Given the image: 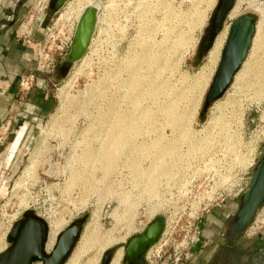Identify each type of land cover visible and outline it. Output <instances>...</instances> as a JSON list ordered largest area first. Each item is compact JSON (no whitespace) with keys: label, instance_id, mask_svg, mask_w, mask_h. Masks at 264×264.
<instances>
[{"label":"rangeland","instance_id":"374dc122","mask_svg":"<svg viewBox=\"0 0 264 264\" xmlns=\"http://www.w3.org/2000/svg\"><path fill=\"white\" fill-rule=\"evenodd\" d=\"M44 2L41 0L37 8L32 6L27 17L32 13L36 16L44 5L40 14H45V27L56 24L60 35L66 37L70 30L74 34L86 0H70L71 4L58 13L52 8L54 0ZM90 2L98 9L92 42L82 60L66 65L63 58L59 59L55 71L48 75L55 80L48 88L50 111L41 119L27 122L28 131L11 172L6 170L9 162L4 152L22 123L0 147V232L5 233L0 250L4 245L5 249L0 254L9 248L7 235L15 222L33 212L46 222L49 232L50 220L59 221L61 227L63 219L68 221L60 227L58 236L75 218L83 219L65 264L74 257L72 264H101L105 254L111 252L113 259L119 250L123 251L122 264L128 240L157 219L164 225L163 234L147 257L153 264L175 253L184 258L192 230L199 232L197 237L202 241L207 216L215 207L212 209L211 203L205 211L191 208L192 203L201 202L211 183L202 175L201 167L194 163L201 173L183 194L182 187L190 183L191 169L169 164L171 160H232L235 140L245 151L250 137L264 132V0H241L236 16L249 12L256 17L252 47L229 89L205 113V99L217 66L206 67L208 53L199 52V48L218 0ZM59 13L68 22L58 23ZM30 24L26 18L25 31ZM218 52L215 56L220 58ZM123 126L127 131L121 130ZM80 160H90L83 168L91 171L90 176L84 174L85 180L79 175ZM118 160H129L130 169L137 166L133 160L150 161L144 166L143 178L135 180L131 175L114 174L116 168L126 165ZM159 160L164 162L156 167L162 171L168 167L171 177L157 180L160 185L152 189L146 181L147 171L152 168L151 178L156 176L153 167ZM30 161L33 170L14 188ZM153 190L156 196L151 198ZM127 193L130 203H138L135 211L127 210L123 202L122 196ZM241 196L236 198L233 214L240 207ZM156 198L159 212L146 211ZM21 204H27L28 209L23 211ZM93 219L95 228L91 226ZM87 233L92 235L89 242L84 241ZM107 233L117 242L100 251Z\"/></svg>","mask_w":264,"mask_h":264},{"label":"water","instance_id":"95a60500","mask_svg":"<svg viewBox=\"0 0 264 264\" xmlns=\"http://www.w3.org/2000/svg\"><path fill=\"white\" fill-rule=\"evenodd\" d=\"M69 0H54L52 8L58 13ZM237 0H218L215 13L210 21L209 44L204 49L206 55L213 46L214 40L224 29L229 14L235 7ZM98 9L87 7L82 12L73 34L68 53L63 57L66 65H73L86 54L97 24ZM256 34V17L253 13L239 14L228 25V34L220 53L219 62L212 84L205 99L203 112L205 113L216 101L221 99L233 83L240 71ZM25 127L21 136L17 132ZM28 125L23 124L15 132L12 141L6 149V157L12 162L18 152L26 133ZM264 149V143L262 145ZM264 203V153L256 163L247 189L240 199V207L230 219L225 239L233 244L245 231L254 219L257 211ZM164 225L157 221L152 222L143 234L133 237L126 247V261H135L143 256L148 247L157 243L162 234ZM80 231L77 227L64 230L58 236V242L51 256L41 257L42 231L39 223L27 218L18 222L7 235L11 247L0 256V264H31L33 261L43 260L45 264H63L70 256L77 242ZM110 258L105 255L101 264H110Z\"/></svg>","mask_w":264,"mask_h":264},{"label":"crops","instance_id":"0c3cea01","mask_svg":"<svg viewBox=\"0 0 264 264\" xmlns=\"http://www.w3.org/2000/svg\"><path fill=\"white\" fill-rule=\"evenodd\" d=\"M35 2L2 0L0 3V126L9 121L10 132L16 125L30 124L50 111L48 88L55 82L52 77L37 75L35 87L26 101L20 100L18 93L19 77L35 68V50L27 40L34 44L45 37L44 13L30 24L27 31L23 28ZM21 130L24 132L25 127ZM236 201L227 199L209 213L202 230L203 240L191 247L193 258L188 264H264V231L254 238L243 232L233 244L225 239L227 227L223 229L222 225L228 220V226L235 215Z\"/></svg>","mask_w":264,"mask_h":264},{"label":"built area","instance_id":"2783aa9c","mask_svg":"<svg viewBox=\"0 0 264 264\" xmlns=\"http://www.w3.org/2000/svg\"><path fill=\"white\" fill-rule=\"evenodd\" d=\"M1 2L2 0H0V3ZM47 2L48 0H45L44 4ZM40 4H41V0H36L34 4L35 7L34 6L33 7L37 8L38 6H40ZM43 9H45L44 5L39 9L36 16H34V13L28 15V17H26L28 19V23H32L33 21L38 20L39 15L43 11ZM72 32L73 31L70 30L69 35L64 37V35L59 34V31L56 32V24H53L45 28V37L43 41L36 42L33 44L30 40H27V43L34 47L36 61L33 72L23 74L19 77L18 93L20 100H24L25 97H27V95L29 94V92H31V90L35 86L36 78L38 74L43 76L45 75L48 76L54 72L58 60L62 59L69 51V47L73 38ZM9 134H12V131L10 132V122L7 121L0 126V147L3 146ZM250 138H252V140H250ZM250 138H249L250 141L248 143L249 144L248 147L250 149H248L247 147L245 151L242 150V147L239 145L241 144L239 141L237 140L234 141L233 149H232L233 154H231L233 157L232 160H199L198 162H196V160H180L181 166L187 167L189 165L191 170H196L195 168L196 165H194V163H196L199 167L203 169L202 175H205L206 180H209V182H211L210 184H208L209 188H207L204 194H202V200H201L202 205L200 204L201 202H199L198 204L195 203L191 204V208L194 211L197 210L205 211L208 209V207H210L211 203H214V205L211 206L213 209L219 204L224 203L227 199L236 200V198L240 197L245 192L251 179V170L255 167L258 159L263 155L261 146L264 143V132L258 135L251 136ZM118 161L119 162L121 161V164H126V165L125 166L122 165L121 167L116 168L114 174H116L117 176L118 175L126 176L129 178H130L129 175H131L132 178H134L135 180H140L143 178L144 174L146 173L144 166L146 162L150 160H133L132 162H134L137 165L135 166V169L129 168L130 167L129 166L130 163H128L129 160H118ZM138 161H139V165H138ZM204 163H207V165L204 166ZM207 166L208 169L204 170V168ZM191 170H190L191 172L190 177L189 178L187 177L188 180H190V183H188L185 188L182 187V189L184 190L183 194H187L189 192V191L187 192V187L190 186L193 179H195V177L199 174L196 172L193 173ZM123 173H126V175H124ZM177 174L178 173H176L175 176ZM114 177L116 176L114 175L113 178ZM161 179L162 178H160V180ZM230 192L233 193L228 194ZM128 193L130 195L132 194L131 191ZM156 199H153V201H155L153 205L159 206L157 207V209L159 210L160 205H158L157 203V201L159 202V199L157 200ZM151 202L149 205H151ZM148 210H149V206L146 209V211ZM263 228H264V203L261 209L256 213L252 222L247 226L244 233L247 237L254 238L257 235H259L260 232H262ZM133 233H138V231ZM198 233L199 232H195V230H192V235L189 242L190 246L188 248L187 253L185 254V257L183 258L182 255H178L175 253L172 256L171 262L169 264H187L188 261L192 260L193 254L189 253V251L191 250V247L199 241V238L197 237ZM149 264H153V263H149Z\"/></svg>","mask_w":264,"mask_h":264},{"label":"bare ground","instance_id":"6f19581e","mask_svg":"<svg viewBox=\"0 0 264 264\" xmlns=\"http://www.w3.org/2000/svg\"><path fill=\"white\" fill-rule=\"evenodd\" d=\"M71 3H70V0L65 4V5H70ZM240 4H241V0H237V2H236V5H235V7L232 9V11L230 12V14H229V19H234L235 18V16H236V14L238 13V8H239V6H240ZM64 5V8L66 7ZM87 7H95V8H97L96 6H94V5H92L91 4V2H90V0H86V3H85V5L83 6V8L81 9V11H80V14L78 15V20H79V18H80V16H81V14H82V12L84 11V9L85 8H87ZM63 8V9H64ZM62 9V10H63ZM60 14V13H59ZM61 19V20H60ZM57 22L58 23H60V22H62V23H64V22H68V19H65V18H63L62 19V15L60 14V16H59V19H57ZM78 22V21H77ZM77 24V23H76ZM75 28H76V25H75ZM96 29V28H95ZM227 34H228V26H225L224 27V29L220 32V34L216 37V39L214 40V43H213V46H212V48L210 49V51L208 52V56H207V58H208V64L206 65V67H209L210 66V68H215V66H217V64H218V60H219V55L216 57L215 56V54H216V52H220L221 53V51L220 50H222V48H223V45H224V43H225V40H226V37H227ZM224 40V41H223ZM91 42H92V39H91ZM90 42V43H91ZM219 52H218V54H219ZM81 60H82V58H81ZM245 63H246V60H245V62L243 63V65L242 66H244L245 65ZM136 65V64H135ZM133 67V66H132ZM131 71H132V69H131ZM240 73V71L237 73V75L236 76H238V74ZM137 75V74H136ZM139 77V76H138ZM236 78V77H235ZM140 79V78H139ZM116 82V81H115ZM118 83V82H117ZM129 85V84H128ZM142 85V84H141ZM126 86V85H125ZM126 88V87H125ZM128 88V87H127ZM136 88V87H135ZM134 88V89H135ZM144 89V88H143ZM128 90V89H127ZM138 90V89H137ZM126 91V90H125ZM135 91V90H134ZM128 92V91H127ZM126 92V93H127ZM137 94H138V92L137 91H135ZM134 92V93H135ZM125 93V94H126ZM133 93V92H132ZM126 96V95H125ZM136 96V95H135ZM138 96V95H137ZM124 97V96H123ZM127 97V96H126ZM121 98V97H120ZM135 98V97H134ZM63 100V99H62ZM135 100V99H134ZM135 101H138V100H135ZM124 102V101H123ZM132 102H134V101H132ZM114 103V102H113ZM116 103V102H115ZM136 102H134V103H132V104H135ZM173 103H175V101L173 102ZM139 103H137V105H138ZM128 121V120H127ZM126 123V122H125ZM127 124V123H126ZM129 124V123H128ZM121 125H122V123H121ZM127 126V125H126ZM130 126V125H129ZM125 126H123V128L121 129L122 131H124V130H126L127 131V128L125 127ZM121 131V132H122ZM22 133H23V130H21L19 133H18V136H21L22 135ZM119 136V135H118ZM8 161L7 162H9V160H10V158L9 157H7L6 158ZM251 160V159H250ZM87 161H90V160H80V164H78V168H79V170H80V172H79V175H82V177L84 176V174H87L88 176H90V173H91V171H90V173H87L86 172V170H84L85 168H84V166H86V162ZM100 161V160H99ZM112 164L115 162V160H109ZM153 162H154V160H152ZM164 162V160H159V161H157L156 163H155V165H154V167H153V173H155V175L156 176H153L152 178H151V176H152V172L150 171V170H152V168H150L148 171H147V175H149L148 177H146V181H147V183H149V186L151 185V186H153V188L152 189H154L155 187H157V180H159L160 181V178H170L171 176H169V174H168V170H169V168L167 167L164 171H162V169L161 170H159L158 169V167H156L157 165L159 166L160 165V163L162 164ZM10 163V162H9ZM180 164L181 162H180V160H178L177 162H176V160H171L170 161V164L169 165H171V167H173V164H175V167H176V164ZM10 164H8L7 166H9ZM205 165H207V163H204V166ZM92 166V165H91ZM168 166V165H167ZM180 166H181V164H180ZM33 167H34V163L32 162V161H30L29 162V165L21 172V176H20V180H19V182L18 183H16L15 185H14V188H18L19 187V185H20V183L22 182V180L24 179V178H26V177H28L29 175H30V173H31V171L33 170ZM93 167V166H92ZM92 167H91V169H92ZM175 167H174V169H175ZM182 167V166H181ZM84 168V169H83ZM83 169V170H82ZM184 170H190V166L188 165L186 168H183ZM206 169H208V166L207 167H205L204 168V170H206ZM197 170V171H196ZM196 170H192V172L193 173H195V172H197V173H199L200 171H199V169H196ZM173 173H171L170 175H172ZM165 176V177H164ZM83 179L85 180L86 178L85 177H83ZM154 180V183H153V181L152 180ZM110 184V183H109ZM188 184V183H187ZM186 184V185H187ZM148 185V184H147ZM159 185V184H158ZM186 185H184L183 186V188H185L186 187ZM148 186V187H149ZM150 186V187H151ZM81 187V188H80ZM107 187H108V191H110L111 190V188H110V186H108L107 185ZM143 187H145V185L143 186ZM79 188L80 189H82V184H81V186H79ZM79 189V190H80ZM154 192L151 194V198H152V196L153 197H155L156 196V192H155V190H153ZM114 193V192H113ZM122 197H125L124 199V201L123 202H125L126 203V207H127V210H131V209H133L134 211L137 209V207H138V203H130V201H131V199H129L130 197H129V195H128V193L126 194V195H123ZM152 203V202H151ZM72 206H73V204H72ZM157 207H159V206H155V205H153V203H152V205H149V210H148V212H150V213H153V214H155V213H158V209H157ZM21 208L23 209V211L24 210H27L28 209V205L27 204H21ZM114 215V214H113ZM62 221H64V223H63V225H62V227L60 226L61 224H60V222L59 221H52V220H50L49 222H48V226H49V229H50V232H49V238H48V242H47V246H46V248H47V251H49L51 248H52V246H53V244H54V241H55V239H56V237L58 236V234L60 233V231L61 230H59L60 229V227L61 228H63L66 224H67V222L68 221H65L64 219L62 220ZM95 224H96V219H93L92 220V223H91V226H93L94 228H95ZM0 230H1V227H0ZM59 230V231H58ZM91 231V230H90ZM89 232V231H88ZM92 233H93V231H91ZM92 235H91V233H87L86 234V236H85V239H84V241L85 242H89V239H90V237H91ZM5 238V233H2V232H0V244L2 243V241H3V239ZM116 239H114V238H112L111 237V235H109L108 233L106 234V236L103 238V240L101 241V243H100V251H104V250H106L107 248H109L110 246H112V244H116ZM2 245V244H1ZM5 249V245H4V247H2L1 248V250H0V252H2L3 250ZM122 256H123V251L122 250H119V251H117V253H116V255H115V257L111 260V262H110V264H119V261L121 260V258H122ZM75 260V257L72 259V260H70V264H72L73 263V261ZM98 262H95V264H97Z\"/></svg>","mask_w":264,"mask_h":264},{"label":"flooded vegetation","instance_id":"af4514ba","mask_svg":"<svg viewBox=\"0 0 264 264\" xmlns=\"http://www.w3.org/2000/svg\"><path fill=\"white\" fill-rule=\"evenodd\" d=\"M228 20H230V19H228ZM232 21V20H231ZM230 24V23H229ZM225 26H228L227 25V22H226V24H225ZM210 28H211V25H209V27L207 28V30H206V33L204 34V37H203V40H202V42H201V44H200V48H199V52L200 51H203V53H204V49L208 46V44H209V34H210ZM56 68V67H55ZM54 71H55V69H54ZM14 164H15V160H13L12 161V163H10V165L9 166H6V170H7V172H11V170L13 169V167H14ZM243 195V194H242ZM242 197V196H241ZM27 218H30V219H33V220H35V221H37L38 223H39V225H40V227H41V231H42V249H41V257L42 258H46V259H48L50 256H51V253H52V251L55 249V247H56V245H57V242H58V236L56 237V239H55V241H54V244H53V246H52V248L49 250V251H47V248H46V246H47V242H48V238H49V231L47 230V228L45 227V221L42 223L41 222V220H39L38 218H36L35 217V214L33 213V212H30V213H25L21 218H20V220L19 221H17V222H15V224L12 226V228L18 223V222H20L21 220H24V219H27ZM83 219L82 218H75L72 222H71V224L68 226V228H71V227H77L78 229H79V231H80V227H81V221H82ZM154 221H157V222H159V223H161V221L159 220V219H157V220H153L152 222H154ZM152 222H149L143 229H142V231L139 233V234H137V236H139L140 234H143L144 232H145V230L147 229V227L152 223ZM67 228V229H68ZM264 231V228H263V230H262V232ZM262 232H260V234L259 235H261L262 234ZM259 235H257V236H259ZM161 236V235H160ZM256 236V237H257ZM135 237V236H134ZM133 238V237H132ZM132 238H130L129 240H128V242L132 239ZM159 239H160V237H159ZM159 239H158V241H159ZM157 241V242H158ZM128 242H127V244H125V246H124V258H123V262H122V264H149V263H153V261L149 258V257H147V253H148V251H149V249L150 248H152V247H154L156 244H154V245H152V246H150V247H148L147 248V250H146V252H145V254L143 255V256H141V257H139L138 259H136L135 261H133V262H131V261H126L125 260V256H126V247H127V245H128ZM9 245V248L11 247V244L9 243L8 244ZM8 248V249H9ZM6 249H7V247H6ZM7 249V250H8ZM4 253V252H3ZM3 253H1L0 254V256L3 254ZM105 255H107L109 258H110V261H111V252H109L108 254H105ZM104 255V256H105ZM103 256V257H104ZM102 257V258H103ZM171 258H172V255H168V257H167V260L166 261H164V262H161L160 261V263H156V264H169L170 262H171ZM66 262V261H65ZM65 262L63 263V264H65ZM31 264H45L44 263V261L43 260H37V261H33Z\"/></svg>","mask_w":264,"mask_h":264}]
</instances>
